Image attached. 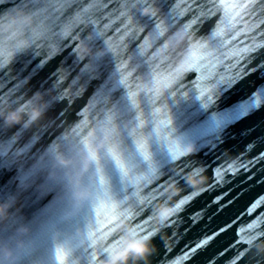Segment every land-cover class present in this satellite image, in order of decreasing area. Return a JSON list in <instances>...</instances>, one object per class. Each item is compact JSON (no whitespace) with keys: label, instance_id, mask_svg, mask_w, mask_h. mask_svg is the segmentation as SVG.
Here are the masks:
<instances>
[{"label":"water","instance_id":"1","mask_svg":"<svg viewBox=\"0 0 264 264\" xmlns=\"http://www.w3.org/2000/svg\"><path fill=\"white\" fill-rule=\"evenodd\" d=\"M92 2L97 4L92 14L101 18L102 28L106 22L102 17L117 6L116 0H109L106 7L99 6L104 0H0V231L9 263L60 264V249L63 264H105L114 251L148 241L151 252L146 259L129 256L127 264H193L183 261L182 253L203 232L224 227L226 231L200 252L198 260L213 256L217 264H230L244 247L235 245L239 228L264 214V206L248 214L251 203L264 196V159L250 163L264 153V48L239 63L217 54L214 79L196 85L201 72L185 71L186 60L197 41L210 39L219 16L192 24L185 32L184 26L195 16L183 10L184 0H144L137 12L146 22L153 17L167 21L174 9L181 15L143 55L136 56L147 32L125 37V47L117 55L105 44L119 42L113 29L103 36L81 29L77 35L82 38L76 42L58 36ZM188 2L197 11L212 4ZM145 8L155 15H142ZM226 39L241 48L264 43V0H251ZM82 48H87L86 54L78 55ZM85 66L95 71L85 72ZM118 66L136 93L138 109H132L127 99L128 86L117 84ZM237 71L246 74L226 88L218 86L211 101L199 96L200 89L209 95L221 75ZM102 88L111 90V98L94 100ZM112 104L123 114L115 122L118 134L111 142L124 168L101 151L85 171L87 132L80 135L74 129L86 122L98 137L100 127L94 122L104 119ZM21 108V122L9 125L8 114ZM33 110L41 114L36 120L31 118ZM131 127L146 138L150 161L144 160L128 134ZM165 137L186 149L180 160L168 161ZM189 148L193 150L188 152ZM57 157L70 163L62 166ZM149 163L159 168V190L150 208L145 205L144 216L151 223L144 234L138 227L143 211H138L135 194ZM194 164L202 170L197 172ZM218 164L235 167V174L229 171L222 183H216L213 169ZM242 165H248L247 170ZM188 175L203 177V184L194 189L186 183ZM76 185L87 192L83 200L73 196ZM170 185L178 190L171 199L165 191ZM192 192L199 194L182 211L166 222L158 221L157 205L173 208ZM103 202L115 203L132 215L112 224L100 243L93 237L98 228L96 209ZM197 213L200 217L193 223ZM120 221L128 230H113ZM261 243L264 239L254 238L239 264H264V256L255 254Z\"/></svg>","mask_w":264,"mask_h":264},{"label":"snow or ice","instance_id":"2","mask_svg":"<svg viewBox=\"0 0 264 264\" xmlns=\"http://www.w3.org/2000/svg\"><path fill=\"white\" fill-rule=\"evenodd\" d=\"M109 3V0H104L103 5L100 7H106ZM251 3V0H247L245 3L239 2V0H212L211 6H200L199 11L191 6V3L188 0H184L183 10L184 11H193L195 19L189 24L184 26V31L186 32L192 24L201 23L206 19L211 18L212 16H219V23L216 28L211 31V37L208 40L197 41L192 49L190 50V55L186 60L187 67L185 71H199L201 72L200 79L196 81V85H199L201 81L214 79L213 69L216 66V63L219 62V57L223 58H235L237 63L240 62L241 58L245 61H249L252 58V54L255 53L258 49L264 48V43H255V46H245L243 48L238 47L237 45L232 44L231 40L226 39V35L231 32L233 28L236 27L238 20L242 17L245 9L248 7V4ZM117 6L112 10L107 12L102 18L106 20L103 23L102 28L98 25L100 24V19H97L93 14V6L97 5L95 2L89 4L83 10V14L79 15L76 19L74 25L65 27L60 33L59 37L71 39L76 42L79 37L77 33L84 29L86 31L91 30L97 36H103L108 30L113 29L116 33L119 34V42L115 40H108V46L114 52L119 54V51L125 47V37L137 36L140 33L147 32L148 36L144 38L143 44L139 46L136 56L143 55L145 50L151 45L152 42L157 40L160 37H163L165 31L171 27L172 22L179 19L181 15L180 11L176 9L173 10L171 15L168 17L167 21H163L157 17H153L150 21H144L139 17L137 9L144 5V0H116ZM180 7V6H178ZM223 14L220 16V14ZM79 25V27H77ZM115 26V27H114ZM75 29V30H73ZM39 35V33H37ZM35 38V37H33ZM167 47V46H165ZM55 47L53 51H55ZM8 53V50H4ZM207 61V63H205ZM123 63V61H121ZM131 67V66H129ZM231 67V66H229ZM85 72H94V69L85 66ZM116 73L119 74L120 78L117 81L119 86H128L129 91L127 92V99L131 104L132 109H138L139 105L136 102V93L131 91V86L128 85L126 78L121 72L120 67L116 68ZM245 72L237 71L235 74L230 76L221 75L219 80H214V86L212 87L210 94L205 96L203 89H200V97H206L209 101L213 99V93L217 87L226 88L229 85L234 84L238 79H242L245 75ZM172 79L176 78V74H173ZM222 85V86H221ZM110 91L106 88H102L98 91L97 95L93 98L94 100L100 99L101 102L109 100ZM259 101H257V104ZM122 112L116 104L108 109V114L104 119L97 120L94 122L95 126L103 127L111 136H116L118 130L116 127V121L122 117ZM138 120L139 117H136ZM133 123V122H132ZM134 124V123H133ZM129 127V126H128ZM89 128H93V131H88ZM80 135H84L87 132V138L85 143L90 140L95 135V128L93 125H88L86 122L84 124H77L74 129ZM128 134L132 136L135 141L136 148L139 153L143 156L144 160L150 161V157L147 151L146 138L143 134L135 127H131V130L128 131ZM167 148L169 153L168 161H177L180 160L185 154L186 149L182 148L179 143L171 140H167ZM114 158L117 159L118 165L121 168H124V165L121 163L118 155L116 153H111ZM264 159V153L261 156L257 157L254 161L250 162L255 164L259 160ZM206 162H200L199 165L204 166ZM246 170L248 165H242ZM196 168L197 172L202 169L197 167L196 164L193 165ZM233 172L235 174V167L225 166L223 164H218L214 169V180L216 183H222L223 177L227 172ZM141 183L138 186L136 197L139 205L138 211H143L142 215H139L138 227L144 230V234H147L150 231L149 225L151 221L148 219V215L144 216V213L147 212L145 205L150 208L151 202L156 198V193L159 190V168L151 163L146 171L143 172V175L138 178ZM210 187H215L211 185ZM141 189H147V191H141ZM199 193L192 192L188 196H185L179 200V202L173 207V215L176 216L180 211H182L183 206L192 200V198ZM220 200V197H217V201ZM215 203V201H214ZM264 206V196L259 197L248 208V214L254 212L257 208ZM97 224L98 228L93 237L94 241L103 243L107 239V231L115 222L130 218L132 213L130 210H123L115 203L103 202L97 209ZM200 217V214L197 213L196 216L192 217L193 223H195ZM226 228L221 227L219 232H203L202 236L197 237L193 241L192 245H189L182 253L183 261H193V264H217L216 259L213 256L207 258V260L200 261L198 256L202 250H205L207 247H210L211 243L216 239V237L225 232ZM237 238L235 240V245H243V249H238L236 256L230 261V264H239L243 260L242 252L248 245L253 241L254 238L264 239V214L257 216L251 222L247 223L245 226H241L237 232ZM221 255L223 253H220ZM57 260L60 264H63L64 253L62 250L57 249Z\"/></svg>","mask_w":264,"mask_h":264},{"label":"clouds","instance_id":"3","mask_svg":"<svg viewBox=\"0 0 264 264\" xmlns=\"http://www.w3.org/2000/svg\"><path fill=\"white\" fill-rule=\"evenodd\" d=\"M21 15V14H18ZM142 15L149 16V15H155L153 11L150 9H143ZM25 23H28V19L26 17L23 18ZM105 44L108 46V42L105 41ZM111 50V49H110ZM112 51V50H111ZM87 48H82L80 50V53L78 55L86 54ZM22 108L17 109L15 112H11L8 114L6 118V122L9 125L18 124L21 122V113ZM40 112L37 110H33L31 114V118L33 120H36L40 116ZM99 136H93L88 143L86 144L84 151H83V168L86 171L88 167L91 164H94L98 160V154L101 151H106L107 153H116V146L113 142H111V134L108 133L103 127H100L98 129ZM193 149L189 148L187 151L191 152ZM112 155V154H111ZM58 162L62 166H67L70 162L60 160L59 157H57ZM186 183L191 185L194 189L199 188L203 184V177L200 179H195L191 175H188L186 177ZM166 192H170L169 199H171V195L178 194V190L175 188V186H169L168 189L165 190ZM74 198L79 201L83 200L87 196V192L84 190H81L78 185H76V188L73 192ZM3 209H0V214H2ZM156 216L159 222H166L172 215H173V208L172 207H165L161 205H157L155 208ZM129 226L125 221H120L115 225V229L113 230H128ZM151 248L148 241H137L134 243L128 244L126 247L114 251L109 259L105 262V264H127V260L129 256H133L135 258L139 259H146V257L150 254ZM255 254L264 256V243L258 244L255 246Z\"/></svg>","mask_w":264,"mask_h":264}]
</instances>
